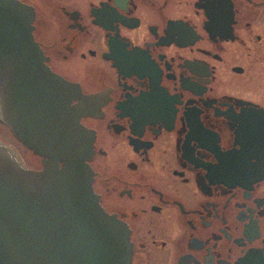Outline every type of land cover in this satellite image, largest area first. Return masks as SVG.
I'll list each match as a JSON object with an SVG mask.
<instances>
[{
    "label": "flooded vegetation",
    "instance_id": "flooded-vegetation-1",
    "mask_svg": "<svg viewBox=\"0 0 264 264\" xmlns=\"http://www.w3.org/2000/svg\"><path fill=\"white\" fill-rule=\"evenodd\" d=\"M17 1L130 264H264V0Z\"/></svg>",
    "mask_w": 264,
    "mask_h": 264
},
{
    "label": "water",
    "instance_id": "water-1",
    "mask_svg": "<svg viewBox=\"0 0 264 264\" xmlns=\"http://www.w3.org/2000/svg\"><path fill=\"white\" fill-rule=\"evenodd\" d=\"M32 19L29 6L0 0V120L43 157L27 168L0 139V264H130L126 227L93 189L72 85L44 63Z\"/></svg>",
    "mask_w": 264,
    "mask_h": 264
},
{
    "label": "rangeland",
    "instance_id": "rangeland-1",
    "mask_svg": "<svg viewBox=\"0 0 264 264\" xmlns=\"http://www.w3.org/2000/svg\"><path fill=\"white\" fill-rule=\"evenodd\" d=\"M0 139L11 145L19 155L23 153V147L19 144L17 138L8 131L3 123L0 122Z\"/></svg>",
    "mask_w": 264,
    "mask_h": 264
}]
</instances>
